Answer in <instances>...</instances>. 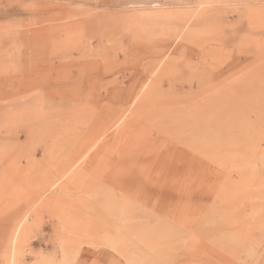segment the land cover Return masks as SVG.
Wrapping results in <instances>:
<instances>
[{
  "label": "rangeland",
  "instance_id": "rangeland-1",
  "mask_svg": "<svg viewBox=\"0 0 264 264\" xmlns=\"http://www.w3.org/2000/svg\"><path fill=\"white\" fill-rule=\"evenodd\" d=\"M0 264H264V0H0Z\"/></svg>",
  "mask_w": 264,
  "mask_h": 264
},
{
  "label": "bare ground",
  "instance_id": "bare-ground-1",
  "mask_svg": "<svg viewBox=\"0 0 264 264\" xmlns=\"http://www.w3.org/2000/svg\"><path fill=\"white\" fill-rule=\"evenodd\" d=\"M84 154V153H83ZM79 155V154H78ZM78 155L74 156V158H77ZM79 157H83L82 154L79 156ZM65 173V172H64ZM21 226H22V223L21 224H18L13 232V236L11 238V243H15L16 239L18 238L19 236V232H20V229H21Z\"/></svg>",
  "mask_w": 264,
  "mask_h": 264
}]
</instances>
